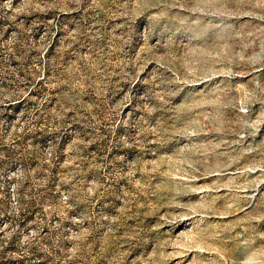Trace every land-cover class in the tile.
I'll return each instance as SVG.
<instances>
[{
	"label": "rangeland",
	"instance_id": "374dc122",
	"mask_svg": "<svg viewBox=\"0 0 264 264\" xmlns=\"http://www.w3.org/2000/svg\"><path fill=\"white\" fill-rule=\"evenodd\" d=\"M0 264H264V0H0Z\"/></svg>",
	"mask_w": 264,
	"mask_h": 264
}]
</instances>
